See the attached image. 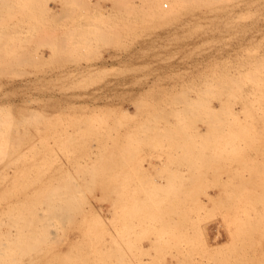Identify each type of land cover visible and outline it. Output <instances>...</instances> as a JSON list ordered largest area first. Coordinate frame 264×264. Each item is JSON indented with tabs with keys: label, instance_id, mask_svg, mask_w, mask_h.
Returning <instances> with one entry per match:
<instances>
[{
	"label": "rangeland",
	"instance_id": "374dc122",
	"mask_svg": "<svg viewBox=\"0 0 264 264\" xmlns=\"http://www.w3.org/2000/svg\"><path fill=\"white\" fill-rule=\"evenodd\" d=\"M181 1L0 0V264H264V0Z\"/></svg>",
	"mask_w": 264,
	"mask_h": 264
},
{
	"label": "bare ground",
	"instance_id": "6f19581e",
	"mask_svg": "<svg viewBox=\"0 0 264 264\" xmlns=\"http://www.w3.org/2000/svg\"><path fill=\"white\" fill-rule=\"evenodd\" d=\"M176 1H179V2H180L181 0H176ZM182 1H183V0H182ZM182 1H181V2H182ZM184 2L186 3V0H185ZM184 2H183V3H184ZM196 2H197V0H196ZM192 3H194V1H193ZM192 3H190V2L187 1L186 4H189V5H190V4H192ZM189 5H188V6H189ZM139 6H140V8H145V9H148V10L153 9L154 11H157V12L159 11V8H157V9L155 10V8H153L151 5H147V4H146V5H143V4H140ZM198 6H199V5H198ZM194 7H196V5H195ZM191 8H192V7H191ZM172 9H174V7H173ZM148 12H149V11H148ZM59 215H60V214H59Z\"/></svg>",
	"mask_w": 264,
	"mask_h": 264
}]
</instances>
